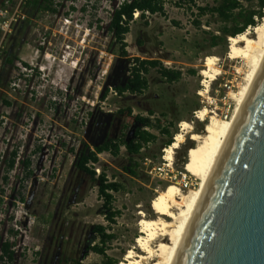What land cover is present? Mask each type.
Here are the masks:
<instances>
[{
    "label": "rangeland",
    "instance_id": "1",
    "mask_svg": "<svg viewBox=\"0 0 264 264\" xmlns=\"http://www.w3.org/2000/svg\"><path fill=\"white\" fill-rule=\"evenodd\" d=\"M2 1L0 20L10 25L7 33L0 30V244H12V264H120L129 249L140 253L135 238L141 214L155 218L158 191L176 185L158 186L139 159L159 155L168 135L150 128L156 140L139 156L131 158L126 151L102 155L101 171L120 185L112 193L111 207L119 212L114 223L104 218L98 182L77 170L75 159L84 144L93 149L121 133L130 134L135 123L125 115L127 108L134 115L149 111L155 118L163 116L171 134L181 120L204 134L207 122L193 116L203 106L219 118L230 117L234 102L227 93L237 90L242 75L236 67L242 63L230 58L229 36L220 18L199 12L221 0H162L163 13L133 16L124 37L126 55L106 29L122 0H53L54 13L33 7L30 0H11L6 6ZM239 1L247 9L257 6L256 1ZM231 27L228 23L225 28ZM253 28L246 30L252 34ZM210 56L218 58L222 74L202 98L197 94L202 88L199 70ZM135 58L158 60L162 67L180 71L181 78L168 83L150 68L143 93L118 94L115 87L125 84ZM19 62L38 74L15 93L9 84ZM105 89L108 93L101 99ZM200 147L187 136L174 155L175 168L191 175L195 187L189 166ZM13 152L15 164L7 171ZM94 226L113 237L103 255L90 250L83 255L88 241L100 244L98 234L90 233Z\"/></svg>",
    "mask_w": 264,
    "mask_h": 264
},
{
    "label": "water",
    "instance_id": "2",
    "mask_svg": "<svg viewBox=\"0 0 264 264\" xmlns=\"http://www.w3.org/2000/svg\"><path fill=\"white\" fill-rule=\"evenodd\" d=\"M171 264H264V57Z\"/></svg>",
    "mask_w": 264,
    "mask_h": 264
},
{
    "label": "bare ground",
    "instance_id": "3",
    "mask_svg": "<svg viewBox=\"0 0 264 264\" xmlns=\"http://www.w3.org/2000/svg\"><path fill=\"white\" fill-rule=\"evenodd\" d=\"M228 42L231 60H240L242 63L240 67H236V73L242 75L241 82L237 84L236 91L230 90L227 93V98L234 102L230 117L219 118L216 111L203 106L196 111V119L199 122H207L206 132L196 133L189 122L181 120L180 129L174 134L169 148L166 147L165 158L171 161L175 150L185 143L187 136L194 142L202 144L189 166L197 180L196 187L184 193L177 185L158 191L153 202L157 216L147 219L141 214L140 235L135 238V245L140 253L135 249H129L120 264H171L172 262L224 137L264 57V17L254 26L252 34L246 30L239 35L229 36ZM218 61L216 56L207 57L199 70L202 88L197 94L202 98H205L212 83L222 74L217 65Z\"/></svg>",
    "mask_w": 264,
    "mask_h": 264
},
{
    "label": "trees",
    "instance_id": "4",
    "mask_svg": "<svg viewBox=\"0 0 264 264\" xmlns=\"http://www.w3.org/2000/svg\"><path fill=\"white\" fill-rule=\"evenodd\" d=\"M184 1V0H180ZM247 3L256 1V8L247 9L241 4L239 0H221L216 6L210 9L199 8L200 13L210 11L215 14L220 20L226 24L232 23L230 29L223 28L222 31L227 36H235L244 32L248 27H254L258 24V20L264 17V0H243ZM29 3L35 8L41 7L48 12L54 13L53 0H30ZM139 11V17L145 16L144 12H148L150 15L163 13L162 0H124L114 11L109 26V31L114 33V37L117 43L120 44L121 55H126L124 51V37L129 32V24L133 21V13ZM216 39V38H213ZM11 62V61H10ZM134 67L131 70V77L127 80L124 86L115 87L118 94L129 92L130 94H141L148 88V81L146 75L150 68L157 69L159 75L165 79L168 83L177 82L181 78V72L177 70H171L161 66L158 60H141L134 59ZM22 65H27L23 63ZM108 93L105 89L102 93L101 99H104ZM7 105L8 103L5 102ZM125 115L136 123H139V127H135L130 134V137L126 140L125 135L121 134L118 139H107L100 145L93 148V152L90 147L84 144L83 149L77 155L74 166L80 172L86 174L90 180H96L98 182L97 194L103 201V208L105 209L104 218L110 223H114V218L119 214L114 208L111 207L113 202V196L109 192H117L120 189V185L116 182H108L105 179V174L102 173L98 178H95L94 171L90 170L86 164L89 161L97 162L96 154L101 152H109L112 155H117L120 151V147L125 148L126 153L133 158L138 156L142 144L150 143L156 140V136L150 133V128H157L158 132L167 136L168 140L165 142V146L172 143V137L174 135L169 132L168 126L163 124V116L157 118L152 122L148 117H141L140 115H131V109L127 108L124 112ZM143 128H148V131ZM176 133V132H175ZM170 134V135H169ZM16 153L13 152L7 162V171H10L15 164ZM26 168L29 166V161H23ZM128 171H131L128 169ZM30 174V173H29ZM6 181V177H5ZM22 200V198H20ZM93 233H97L100 244L93 245L89 248L90 251L103 255L105 252L104 246L107 241L112 239V235L106 234L102 226H94L92 228ZM0 247V260L4 264H12L14 261V253L12 251V244L8 241L2 242Z\"/></svg>",
    "mask_w": 264,
    "mask_h": 264
},
{
    "label": "built area",
    "instance_id": "5",
    "mask_svg": "<svg viewBox=\"0 0 264 264\" xmlns=\"http://www.w3.org/2000/svg\"><path fill=\"white\" fill-rule=\"evenodd\" d=\"M23 0H20V2H22ZM27 0H25L26 2ZM124 0H122L119 5L123 2ZM129 1V0H127ZM2 4H4V6L6 5H10L11 4V0H3ZM118 5V6H119ZM117 6V7H118ZM16 13V12H15ZM145 16H149L150 14L148 12H144ZM140 15L139 11H135L133 13L134 19H137L138 16ZM0 16H2V13L0 12ZM133 19V20H134ZM14 21L13 17L11 18L10 22ZM64 23L65 24H69V20L68 19H64ZM9 25L10 23L5 19V20H0V30L3 33H7L9 31ZM40 45V44H39ZM42 46V45H40ZM38 50V48H37ZM26 64V63H25ZM31 65V64H30ZM15 70L17 71L16 74L13 76L12 81L9 84V88L11 91L13 92H17L18 89L21 88V86L23 85V87H27V84H29V79L32 76H35L38 74L37 70H34V68H32L31 66L28 65H22L21 62H19L16 66H15ZM41 71V70H40ZM109 92H112V90L110 89ZM32 95V94H31ZM114 95H116V93L114 92ZM193 116L196 118V111L193 112ZM158 117V116H157ZM150 118V120L152 122H154V120L156 119L155 116H150L148 117ZM178 130L179 128V124L177 125ZM144 130L148 131V128H143ZM174 139V135L172 137V141ZM151 147L150 143H146V144H142L141 149H140V153H143L144 151H146L147 149H149ZM166 147L169 148V145L164 146L161 150H160V154L159 155H155V158L152 156H140V162L142 164V166L144 167V173L152 180H157L158 186H161L162 184H176L179 188L185 190H189L191 188H195V182L193 180V177L191 175H189L183 168V172L182 171H178L175 166H174V155L173 154V159L167 160L165 158V154H166ZM93 152V149H91ZM121 151H125V148L123 146L120 147V152ZM176 151V150H175ZM110 154L109 152H101L96 154V157L98 159L97 162H92L89 161L86 166L94 171L95 173V178H98L102 173L98 163L99 161H101L102 159V155L103 154ZM138 155V156H139ZM105 179L108 182H114L113 179L109 178L108 175H105ZM110 194H112L113 192H109Z\"/></svg>",
    "mask_w": 264,
    "mask_h": 264
},
{
    "label": "flooded vegetation",
    "instance_id": "6",
    "mask_svg": "<svg viewBox=\"0 0 264 264\" xmlns=\"http://www.w3.org/2000/svg\"><path fill=\"white\" fill-rule=\"evenodd\" d=\"M112 15H113V11H112ZM112 15H111V18H110V20H109V23H108V26H107V32L109 33V34H111L113 37H114V33L113 32H110L109 31V26H110V23H111V19H112ZM114 39H115V37H114ZM116 41V40H115ZM40 49V48H39ZM64 51V50H63ZM10 62V61H9ZM15 62H16V60H15ZM11 63V62H10ZM22 64H23V62H21ZM134 65H135V63H134V59H132L131 60V62L129 63V65H128V70H127V76H128V78H127V80L131 77V70H132V68L134 67ZM127 80H126V82H127ZM165 80V79H164ZM125 82V83H126ZM125 85V84H124ZM123 85V86H124ZM125 93H129V92H125ZM130 94V93H129ZM130 95H136V94H130ZM131 115L132 116H134V114H132L131 113ZM135 115H138V114H135ZM145 115L146 116H144V115H140L141 117H150V116H154V113L152 114H149V111H147V112H145ZM157 118H160V116H158ZM156 118V119H157ZM134 122V121H133ZM135 123V127L137 128V127H139V123H136V122H134ZM164 125H166V124H164ZM134 127V128H135ZM133 128V129H134ZM168 128H170V127H168ZM132 129V130H133ZM131 130V131H132ZM121 134H123V135H125V138H126V140L130 137V134H131V132H130V134L128 133V134H125V133H121ZM120 134V135H121ZM119 135V136H120ZM90 233L91 234H94L93 232H92V229H91V231H90ZM96 233V232H95ZM91 246H93V245H91V243H89V241L87 242V244H86V246L84 247V253H83V255H86V253H87V251H89V248L91 247Z\"/></svg>",
    "mask_w": 264,
    "mask_h": 264
}]
</instances>
